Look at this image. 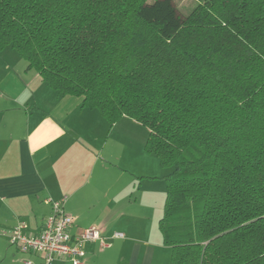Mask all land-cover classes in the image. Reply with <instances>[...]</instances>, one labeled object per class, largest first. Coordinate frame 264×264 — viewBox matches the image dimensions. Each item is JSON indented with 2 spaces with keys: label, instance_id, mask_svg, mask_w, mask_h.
Listing matches in <instances>:
<instances>
[{
  "label": "trees",
  "instance_id": "trees-1",
  "mask_svg": "<svg viewBox=\"0 0 264 264\" xmlns=\"http://www.w3.org/2000/svg\"><path fill=\"white\" fill-rule=\"evenodd\" d=\"M148 130L169 264H264V0H0V53Z\"/></svg>",
  "mask_w": 264,
  "mask_h": 264
},
{
  "label": "crops",
  "instance_id": "crops-1",
  "mask_svg": "<svg viewBox=\"0 0 264 264\" xmlns=\"http://www.w3.org/2000/svg\"><path fill=\"white\" fill-rule=\"evenodd\" d=\"M138 126L128 118L110 126L79 99L57 96L15 55L0 56V264H44L41 253L10 248L8 234L21 223L38 233L62 200L71 236L96 228L108 245L87 243L84 264H165L162 239L143 230L147 174L126 150Z\"/></svg>",
  "mask_w": 264,
  "mask_h": 264
},
{
  "label": "built area",
  "instance_id": "built-area-1",
  "mask_svg": "<svg viewBox=\"0 0 264 264\" xmlns=\"http://www.w3.org/2000/svg\"><path fill=\"white\" fill-rule=\"evenodd\" d=\"M62 201L52 203V214L46 219L41 230L36 234L26 232V224L21 223L8 234L10 245L22 253H41L44 264H50L54 258H62L71 264H84L85 246L97 241L101 248L108 247L101 232L96 228H88L71 236L69 233L73 219L62 211ZM113 238H123L122 233H114ZM29 264V263H27Z\"/></svg>",
  "mask_w": 264,
  "mask_h": 264
},
{
  "label": "rangeland",
  "instance_id": "rangeland-1",
  "mask_svg": "<svg viewBox=\"0 0 264 264\" xmlns=\"http://www.w3.org/2000/svg\"><path fill=\"white\" fill-rule=\"evenodd\" d=\"M154 0H147L148 4H151ZM176 10L179 14L185 16L187 15L197 4L198 0H172ZM13 54L21 60L22 64L25 62L18 56V54L11 50L6 49L0 53V56ZM32 71V70H31ZM34 72V71H33ZM139 133L135 132V129L132 133V142L130 148H127V153L129 158L131 156L133 163L136 167H140L142 171L147 174L145 177V191L144 195L146 198V213L148 216L147 224L144 225L143 230L146 235L150 237H160L162 239L161 233L159 231V221L163 216V205L166 197V176L171 172V169L162 168L159 164L158 159L155 155L148 153L145 150V143L143 140L141 143H137L136 139L142 137H147V130L142 126H138ZM141 149L142 155H139L137 151ZM129 151V152H128ZM140 153V152H139ZM163 244V243H162ZM10 248H15L14 245H11ZM165 251H168L165 264H169L170 260V251L165 248ZM19 251V250H18ZM20 252V251H19ZM15 253V252H14ZM22 253V252H20ZM23 254V253H22ZM25 254V253H24ZM27 254V253H26ZM164 259V258H163Z\"/></svg>",
  "mask_w": 264,
  "mask_h": 264
}]
</instances>
